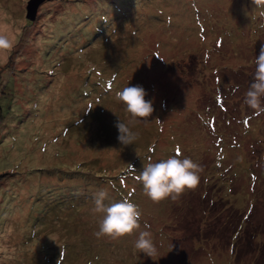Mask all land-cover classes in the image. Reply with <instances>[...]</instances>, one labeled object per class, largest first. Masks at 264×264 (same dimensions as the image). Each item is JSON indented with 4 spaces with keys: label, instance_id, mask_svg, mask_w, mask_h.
Segmentation results:
<instances>
[{
    "label": "rangeland",
    "instance_id": "374dc122",
    "mask_svg": "<svg viewBox=\"0 0 264 264\" xmlns=\"http://www.w3.org/2000/svg\"><path fill=\"white\" fill-rule=\"evenodd\" d=\"M27 1L0 0V264H264V113L240 101L264 45L252 0H49L33 21ZM135 85L154 112L124 146L116 92ZM177 149L200 183L155 204L135 176ZM100 190L139 206L137 232L97 239Z\"/></svg>",
    "mask_w": 264,
    "mask_h": 264
},
{
    "label": "clouds",
    "instance_id": "9594fccd",
    "mask_svg": "<svg viewBox=\"0 0 264 264\" xmlns=\"http://www.w3.org/2000/svg\"><path fill=\"white\" fill-rule=\"evenodd\" d=\"M193 9L198 7V0H184ZM259 15L264 16V0H252ZM15 47V40L3 29H0V58L11 55ZM255 72L253 81L244 95V103L254 110L256 114L264 113V45L261 46L259 55L255 57ZM148 95L141 85L127 86L116 92V99L124 106L126 113L130 115L128 123L119 118L115 124L118 129V141L121 145H134L139 139V133L132 131L137 124H147L149 117L154 112L153 101L146 100ZM159 123V119H156ZM182 153L177 149L175 155L159 162L151 159L143 165V170L135 176L138 183L143 186L144 195L155 204L171 199L178 200L186 191H194L200 183V173L203 168L191 158H181ZM129 170L135 172L133 165L128 164ZM108 198L107 190H100L94 197L93 213L102 214L98 221V231L94 233L97 239L108 237L112 240L130 236L140 227L142 212L139 206L129 199H121L117 202L105 204ZM144 228H150L147 223ZM50 238V237H49ZM51 239V238H50ZM52 240V239H51ZM134 248L139 253H144L153 258L157 254V248L153 243L150 231H139ZM64 252L62 250V256Z\"/></svg>",
    "mask_w": 264,
    "mask_h": 264
},
{
    "label": "water",
    "instance_id": "95a60500",
    "mask_svg": "<svg viewBox=\"0 0 264 264\" xmlns=\"http://www.w3.org/2000/svg\"><path fill=\"white\" fill-rule=\"evenodd\" d=\"M45 1H49V0H28L25 7L26 19L33 21L36 17V13L39 6L43 4Z\"/></svg>",
    "mask_w": 264,
    "mask_h": 264
},
{
    "label": "trees",
    "instance_id": "16d2710c",
    "mask_svg": "<svg viewBox=\"0 0 264 264\" xmlns=\"http://www.w3.org/2000/svg\"><path fill=\"white\" fill-rule=\"evenodd\" d=\"M252 50V49H251ZM253 52H254V49L252 50ZM254 56H258L255 52H254V54H253ZM255 58V57H254ZM251 67H253V68H255V64L253 65V66H251ZM250 68V67H249ZM247 74H250L249 72H247ZM252 78H253V76H252ZM244 85H245V87H248V86H250V81H249V83L247 82V83H243ZM240 85H242V83H237V84H235V85H231V92L233 93V92H235V90L236 89H238V88H241V86ZM243 86V85H242ZM239 90V89H238ZM233 95H235V93H233ZM239 98V97H238ZM244 100V98L243 99H241L240 101L242 102ZM247 106V105H246Z\"/></svg>",
    "mask_w": 264,
    "mask_h": 264
}]
</instances>
